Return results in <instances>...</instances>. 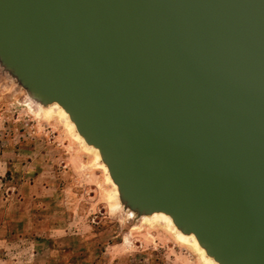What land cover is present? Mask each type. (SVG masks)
<instances>
[{"label":"water","instance_id":"obj_1","mask_svg":"<svg viewBox=\"0 0 264 264\" xmlns=\"http://www.w3.org/2000/svg\"><path fill=\"white\" fill-rule=\"evenodd\" d=\"M0 57L132 203L264 264V0H0Z\"/></svg>","mask_w":264,"mask_h":264},{"label":"rangeland","instance_id":"obj_2","mask_svg":"<svg viewBox=\"0 0 264 264\" xmlns=\"http://www.w3.org/2000/svg\"><path fill=\"white\" fill-rule=\"evenodd\" d=\"M0 84V251L3 221L31 219L39 250L65 253L74 264H202L164 230L126 241L137 220L122 224L111 212L92 156L80 153L61 122L36 118L1 75Z\"/></svg>","mask_w":264,"mask_h":264},{"label":"bare ground","instance_id":"obj_3","mask_svg":"<svg viewBox=\"0 0 264 264\" xmlns=\"http://www.w3.org/2000/svg\"><path fill=\"white\" fill-rule=\"evenodd\" d=\"M14 71L0 57V75L6 81V84L11 87V91L17 93L19 97L24 99V105L29 111L38 119L61 122L66 131V135L70 141L78 146L80 153L92 156L93 162L104 172V181L110 189L111 212L122 221V224H129L133 220H137V224L130 227V232L125 238L126 241L132 240L133 234L143 232L144 230H164L172 235L178 245L187 246L190 250L194 251L198 255V261L202 264H221L207 252L193 232L184 231L175 223L169 213L163 210L141 208L132 203L129 197L122 192L119 185L114 181L101 151L85 139L71 119L68 111L59 102L45 98L35 89L28 86L25 81H21L16 76V71Z\"/></svg>","mask_w":264,"mask_h":264},{"label":"crops","instance_id":"obj_4","mask_svg":"<svg viewBox=\"0 0 264 264\" xmlns=\"http://www.w3.org/2000/svg\"><path fill=\"white\" fill-rule=\"evenodd\" d=\"M3 227L5 231L0 264H39L40 261L43 264H74V261H69L70 255L52 249L45 252L39 250L40 241L34 237V223L31 219H5Z\"/></svg>","mask_w":264,"mask_h":264}]
</instances>
